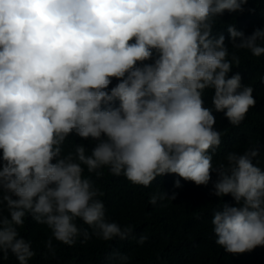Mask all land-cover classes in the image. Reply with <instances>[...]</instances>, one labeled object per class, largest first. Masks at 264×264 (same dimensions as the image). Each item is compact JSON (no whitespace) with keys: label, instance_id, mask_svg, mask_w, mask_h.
Listing matches in <instances>:
<instances>
[{"label":"clouds","instance_id":"obj_1","mask_svg":"<svg viewBox=\"0 0 264 264\" xmlns=\"http://www.w3.org/2000/svg\"><path fill=\"white\" fill-rule=\"evenodd\" d=\"M247 0H0V253L19 264L34 256L18 228L30 216L55 239L74 245L133 235L105 216L103 192L90 177L107 168L148 187L177 174L211 193L230 195L212 209L215 243L229 253L264 246V169L256 147L229 152L213 166L221 143L213 111L239 125L256 103L215 18L243 12ZM235 49L264 54V27L245 35L227 26ZM239 38V42L237 39ZM113 79L117 82L112 85ZM211 89V107L205 90ZM94 141L90 149L72 136ZM255 160V163H254ZM175 187H180L176 180ZM174 199L154 193L149 203ZM7 210V215L4 214ZM110 259L124 262L114 251Z\"/></svg>","mask_w":264,"mask_h":264},{"label":"trees","instance_id":"obj_2","mask_svg":"<svg viewBox=\"0 0 264 264\" xmlns=\"http://www.w3.org/2000/svg\"><path fill=\"white\" fill-rule=\"evenodd\" d=\"M243 8V12L225 11L222 16L216 17L213 32L225 36L229 59L233 53L240 58L239 66L233 65L228 76L239 73L241 84L252 87L256 103L248 109L239 125H232L223 113L213 111L216 118L214 128L222 135L212 163L215 167L229 152L242 153L246 148L256 147L259 150L256 159L264 169V54L256 57L247 49L233 48L226 30L231 24L245 35H250L256 28L264 27V0H247ZM116 82L113 79L109 87ZM212 94L211 89L205 90V106H212ZM75 143L90 149L95 142L72 135L65 142V151H70ZM99 171L103 174L97 177L85 168L84 175L90 177L103 192L98 199L104 203L106 218L118 223L121 228L131 226L134 236L146 235L148 239L143 244H138L131 236L125 240L114 237L104 241L92 235L88 225L77 220L79 227L88 229L90 238L82 242L83 238L78 236L71 246L53 239V247L49 250L45 242L51 235L50 230L26 215L25 223L18 228V232L31 242L35 253L28 264H264V246L242 253H229L215 243L212 209L222 202L235 204L230 195L220 198L211 193L212 182L217 179L215 172L206 186L196 185L177 174H164L145 187L131 183L122 175H112L107 168ZM176 180L180 181V187H175ZM159 192L168 196L175 193V198L150 204L149 197ZM4 214L7 215L6 209ZM114 251L126 255L128 259L124 262L110 259ZM0 264L19 262L9 252L6 258L0 253Z\"/></svg>","mask_w":264,"mask_h":264}]
</instances>
